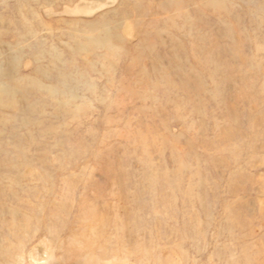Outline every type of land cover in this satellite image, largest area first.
<instances>
[{"label": "rangeland", "instance_id": "374dc122", "mask_svg": "<svg viewBox=\"0 0 264 264\" xmlns=\"http://www.w3.org/2000/svg\"><path fill=\"white\" fill-rule=\"evenodd\" d=\"M0 264H264V0H0Z\"/></svg>", "mask_w": 264, "mask_h": 264}]
</instances>
